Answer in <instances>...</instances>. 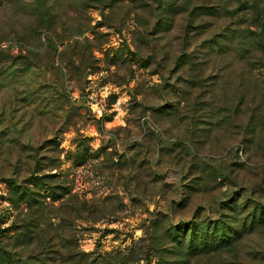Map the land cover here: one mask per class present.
<instances>
[{"label":"rangeland","instance_id":"rangeland-1","mask_svg":"<svg viewBox=\"0 0 264 264\" xmlns=\"http://www.w3.org/2000/svg\"><path fill=\"white\" fill-rule=\"evenodd\" d=\"M0 264H264V0H0Z\"/></svg>","mask_w":264,"mask_h":264}]
</instances>
